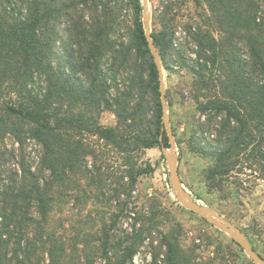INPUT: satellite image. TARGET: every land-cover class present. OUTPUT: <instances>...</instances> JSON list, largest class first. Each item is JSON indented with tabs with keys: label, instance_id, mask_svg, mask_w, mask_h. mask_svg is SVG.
I'll use <instances>...</instances> for the list:
<instances>
[{
	"label": "trees",
	"instance_id": "obj_1",
	"mask_svg": "<svg viewBox=\"0 0 264 264\" xmlns=\"http://www.w3.org/2000/svg\"><path fill=\"white\" fill-rule=\"evenodd\" d=\"M205 2L206 25L185 27L195 58L176 50L168 7L153 36L169 72L176 51L196 76L199 116L189 145L215 160L206 182L224 195L228 177L242 173L245 161L264 172V0ZM128 3L125 41L122 0H0V137L20 145L35 140L42 149L35 168L25 159L0 164V264H97L98 257L100 264H132L160 228L155 208L139 210L134 193L140 178L155 171L146 151L165 152L171 138L143 3ZM105 111L117 125L102 124ZM65 196L81 211L93 204L91 228L71 236L60 230L53 215ZM128 217L126 232L121 221ZM162 234L165 264H191L177 229Z\"/></svg>",
	"mask_w": 264,
	"mask_h": 264
},
{
	"label": "rangeland",
	"instance_id": "obj_2",
	"mask_svg": "<svg viewBox=\"0 0 264 264\" xmlns=\"http://www.w3.org/2000/svg\"><path fill=\"white\" fill-rule=\"evenodd\" d=\"M122 1L121 17L124 18V22L121 24V32L125 34L123 39L128 41L132 11L128 0ZM149 4L152 32L161 28L158 14L168 7L171 10L170 14L175 18L174 24L178 30L176 50H183L188 57L195 58L196 47L189 41L185 27L194 23L206 25L205 17L209 11L205 0H149ZM215 33L217 34L216 31ZM110 60L109 57L108 63H105L106 68L109 67ZM171 62L173 71L169 72L164 68L169 103L166 128L171 138V147L166 151L174 158L183 188L200 205L211 208L237 225L253 247L264 256V172L257 166L250 168L251 161H245L242 173H233L228 177L224 195L209 189L205 172L215 160L194 153L189 145L193 125L199 116L194 98L197 79L189 68L181 66L176 51L172 53ZM122 73L125 74L124 71ZM88 114L91 115L93 112ZM100 121L104 125L118 124L116 115L111 111L103 112ZM96 141L99 140L94 137V142ZM105 150H108V162L116 165L114 151L108 148ZM41 152V146L35 140L28 139L25 144L20 145L11 136L0 137L2 166H18L17 162L25 159L35 168L39 164ZM144 159L152 163L155 171L140 178L134 200L141 211H148L150 207L155 208L160 228L145 238L132 264H165L167 246L163 244L162 233L173 228L177 229L181 246L185 255L190 258L191 264H256L227 230L187 207L179 198L171 181L169 160L165 152L159 147L149 149ZM64 200L59 206L60 210L53 215L55 222L62 227L60 230L64 231L66 236H71L82 228H91L93 223L89 221L93 220L90 215L94 208L93 204L90 202L86 206L87 209L81 211L78 204L69 196H65ZM85 222L88 224L85 225ZM132 222L133 219L130 217L123 218L122 229L126 232L131 231L129 224ZM92 230L95 232L99 230V225H95ZM157 256L158 260L155 263ZM44 257L47 263V256ZM101 260L102 258L98 257L97 264H100Z\"/></svg>",
	"mask_w": 264,
	"mask_h": 264
},
{
	"label": "water",
	"instance_id": "obj_3",
	"mask_svg": "<svg viewBox=\"0 0 264 264\" xmlns=\"http://www.w3.org/2000/svg\"><path fill=\"white\" fill-rule=\"evenodd\" d=\"M143 8H144V17L143 23L145 28V33L147 39L150 44L151 51L154 55L156 64L161 70V99L163 104V111H164V122L166 126V119L169 112V103L166 94V86H165V77H164V62L162 55L155 43L153 32L151 29V10L149 0H142ZM168 130V129H167ZM165 154L169 160V166L171 170V181L174 187L175 192L179 196V198L185 203V205L192 210L210 218L212 221L217 223L219 226L227 230L235 239V241L251 256L256 264H264V256L261 255L251 244L247 236L242 232V230L235 225L233 222L222 216L221 214L217 213L216 211L212 210L207 206L200 205L196 202L192 196L183 188V184L181 182L177 166L175 164L174 158L170 156L167 151Z\"/></svg>",
	"mask_w": 264,
	"mask_h": 264
}]
</instances>
